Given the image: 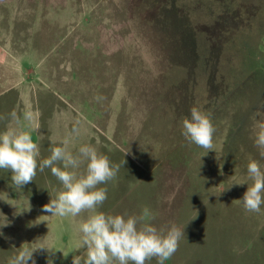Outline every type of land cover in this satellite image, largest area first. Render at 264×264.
Listing matches in <instances>:
<instances>
[{
    "label": "rangeland",
    "instance_id": "rangeland-1",
    "mask_svg": "<svg viewBox=\"0 0 264 264\" xmlns=\"http://www.w3.org/2000/svg\"><path fill=\"white\" fill-rule=\"evenodd\" d=\"M4 51L40 113L41 159L68 139L74 153L91 145L121 165L100 185L108 197L100 211L147 208L145 223L184 229L165 264H264V205L248 212L240 201L252 183L247 164L264 169L255 143L264 125V0H0ZM14 94H0V132L29 104ZM193 107L211 115L210 151L182 135ZM11 175L0 170V264L23 244L51 248L34 252L36 264L83 259L77 229L88 213L42 211L61 187L50 169L21 189Z\"/></svg>",
    "mask_w": 264,
    "mask_h": 264
},
{
    "label": "clouds",
    "instance_id": "clouds-1",
    "mask_svg": "<svg viewBox=\"0 0 264 264\" xmlns=\"http://www.w3.org/2000/svg\"><path fill=\"white\" fill-rule=\"evenodd\" d=\"M10 117L15 126H8L0 132V170L11 171L13 185L21 189L34 181L38 170L44 172L46 168L50 169L61 187L55 198L43 205L42 211L50 213L52 217H77L88 213L77 229L78 246L86 250V256L83 259L80 256L73 257L72 264H147L153 258L157 264H165L177 252L185 235L184 229L173 224L163 231L145 223V217L149 215L147 208L140 216L113 215L99 210L108 198L107 188L100 185L116 178L120 164H113L107 155L87 144L80 146L74 153L69 150L68 139L61 141L59 146L51 147L50 154L41 159L40 146L31 134L32 113L23 114L27 130L21 126L20 117L15 111L10 113ZM3 119L0 117V120ZM214 133L210 113L198 108L193 107L190 116L182 121L184 138L208 151L213 148ZM72 134L78 137L80 128L74 126ZM255 143L262 149L260 156L264 158V125L260 126ZM82 166L84 170L80 171ZM247 172L252 183L240 201L246 211L258 213L264 205V169L258 161L252 160L247 164ZM27 210H30V204ZM23 245L17 254L8 259V264H36L34 252H52L45 244L36 247Z\"/></svg>",
    "mask_w": 264,
    "mask_h": 264
},
{
    "label": "crops",
    "instance_id": "crops-1",
    "mask_svg": "<svg viewBox=\"0 0 264 264\" xmlns=\"http://www.w3.org/2000/svg\"><path fill=\"white\" fill-rule=\"evenodd\" d=\"M5 52V53H4ZM3 53L0 54V61L3 60V63L0 62V94L7 95L10 91H14L15 94L13 96V99L15 100L14 102H29V104H26V111L25 112H31L32 115H37L39 117L40 113L34 108L33 104V95L32 92H30V89H26L25 85H27L25 82L22 84H15L13 77H14V69H13V62L11 60V57L8 54V52L4 51ZM2 58V60H1ZM29 86V85H27ZM33 107V109H32ZM32 109V110H31ZM39 113V115H38ZM37 117H33L32 120V137L33 138H42V128L38 127L39 125V120ZM20 122L23 123V120ZM26 122V121H25ZM27 123V122H26ZM9 126H15V122L10 121ZM34 140V139H33ZM34 140V141H36Z\"/></svg>",
    "mask_w": 264,
    "mask_h": 264
}]
</instances>
